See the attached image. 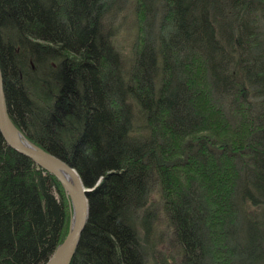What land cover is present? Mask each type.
I'll list each match as a JSON object with an SVG mask.
<instances>
[{"label": "trees", "instance_id": "16d2710c", "mask_svg": "<svg viewBox=\"0 0 264 264\" xmlns=\"http://www.w3.org/2000/svg\"><path fill=\"white\" fill-rule=\"evenodd\" d=\"M0 68L15 126L92 188L69 264H264V0H0ZM70 218L0 133V264H44Z\"/></svg>", "mask_w": 264, "mask_h": 264}, {"label": "water", "instance_id": "95a60500", "mask_svg": "<svg viewBox=\"0 0 264 264\" xmlns=\"http://www.w3.org/2000/svg\"><path fill=\"white\" fill-rule=\"evenodd\" d=\"M0 133L10 147L31 158L37 166L57 176L70 197L73 213L70 219L68 233L44 263L69 264L76 250L80 233L88 218V202L86 196L92 188L85 187L82 184L76 169L72 165L28 140L15 126L6 106L1 68Z\"/></svg>", "mask_w": 264, "mask_h": 264}, {"label": "rangeland", "instance_id": "374dc122", "mask_svg": "<svg viewBox=\"0 0 264 264\" xmlns=\"http://www.w3.org/2000/svg\"><path fill=\"white\" fill-rule=\"evenodd\" d=\"M126 14H128V17H127V15H124V22L121 26L122 31L118 36V40H119L120 44L122 45V47L125 50H128L129 49L128 46H129L130 39H131V31L129 33V27L131 26L132 18L129 16L128 11L126 12ZM71 212H72V209H71ZM163 229H164L163 233H165L166 236H169V232H168V229L166 227L165 222L163 223Z\"/></svg>", "mask_w": 264, "mask_h": 264}, {"label": "bare ground", "instance_id": "6f19581e", "mask_svg": "<svg viewBox=\"0 0 264 264\" xmlns=\"http://www.w3.org/2000/svg\"><path fill=\"white\" fill-rule=\"evenodd\" d=\"M1 74H2V72H1ZM2 82H3V77H2ZM3 90H4V87H3ZM4 95H5V93H4ZM5 101H6V98H5ZM6 106H7V103H6ZM7 110H8V108H7ZM9 113V112H8ZM21 132V131H20ZM22 133V132H21ZM23 134V133H22ZM24 135V134H23ZM25 136V135H24ZM26 137V136H25ZM27 138V137H26ZM4 139V138H3ZM28 139V138H27ZM29 140V139H28ZM38 146V145H37ZM31 159V158H30ZM34 162V161H33ZM35 163V162H34ZM77 172V171H76ZM78 174V173H77ZM54 175V174H53ZM57 177V176H56ZM58 178V177H57ZM80 178V177H79ZM81 180V179H80ZM60 181V180H59ZM61 182V181H60ZM82 182V181H81ZM62 184V183H61ZM83 184V183H82ZM63 186V185H62ZM86 187V186H85ZM64 188V187H63ZM65 190V189H64ZM92 191V190H91ZM90 192V191H89ZM89 192H88V194H89ZM67 193V192H66ZM88 194H87V196L86 197H88ZM68 195V194H67ZM70 198V197H69ZM87 202H88V199H87ZM87 211H88V215H89V204H87ZM71 209H72V205H71ZM72 213H73V210H72V212H71V217H72ZM87 221V220H86ZM86 224V223H85ZM69 225H70V223H69ZM85 226V225H84ZM84 228V227H83ZM68 230H69V228H68ZM83 230V229H82ZM82 232V231H81ZM68 233V232H67ZM80 235H81V233H80ZM79 239H80V237H79ZM79 242V241H78ZM78 245V244H77Z\"/></svg>", "mask_w": 264, "mask_h": 264}]
</instances>
